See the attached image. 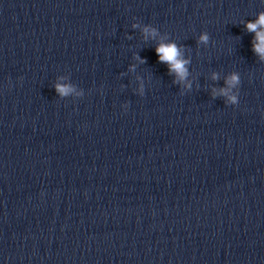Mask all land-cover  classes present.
Masks as SVG:
<instances>
[{"label":"clouds","instance_id":"obj_1","mask_svg":"<svg viewBox=\"0 0 264 264\" xmlns=\"http://www.w3.org/2000/svg\"><path fill=\"white\" fill-rule=\"evenodd\" d=\"M134 28L139 27L138 24L132 25ZM246 28L250 32L255 33V42L253 45V50L260 55L261 59H264V12L258 15V18L255 22H249L246 24ZM143 32L145 37L152 36L155 37L157 35V30L151 26H145L143 28ZM209 40V36L207 33H204L200 36L201 43H207ZM156 53L161 63H166L169 66V72L175 73L178 77L179 81H184L188 76V70L186 65L189 63L188 60L183 58L181 48L177 46L174 42L164 43L161 42L156 47ZM217 77L213 76V79ZM59 79L63 80V77ZM239 77L236 74L231 75V77L227 80V84L229 88L235 87L239 84ZM186 87H191L190 84H187ZM56 92L62 96L66 97L72 94L75 91V87L72 84L66 83H56L55 84ZM221 93L228 97V101L232 104H238V99L236 95H228V88L221 89ZM79 94V93H78Z\"/></svg>","mask_w":264,"mask_h":264}]
</instances>
